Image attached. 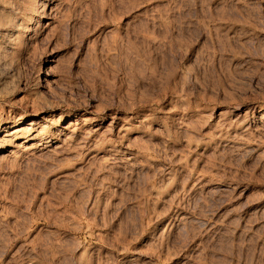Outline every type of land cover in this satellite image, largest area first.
Instances as JSON below:
<instances>
[{
    "label": "rangeland",
    "instance_id": "374dc122",
    "mask_svg": "<svg viewBox=\"0 0 264 264\" xmlns=\"http://www.w3.org/2000/svg\"><path fill=\"white\" fill-rule=\"evenodd\" d=\"M0 264H264V0H0Z\"/></svg>",
    "mask_w": 264,
    "mask_h": 264
}]
</instances>
